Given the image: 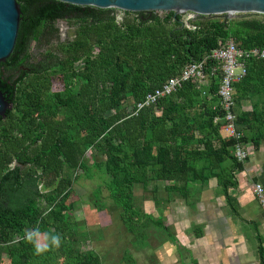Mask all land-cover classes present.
Instances as JSON below:
<instances>
[{
	"label": "trees",
	"instance_id": "trees-1",
	"mask_svg": "<svg viewBox=\"0 0 264 264\" xmlns=\"http://www.w3.org/2000/svg\"><path fill=\"white\" fill-rule=\"evenodd\" d=\"M17 1L21 6L17 41L0 63L1 89L14 104L5 117L0 116V251L9 253L12 264H47L46 256L48 264H56L57 248L48 244V252L34 256L35 243L27 239L29 231L41 234L51 226L57 231L53 235H59L64 264H101L95 254L74 249L63 228L69 209L64 200L77 177H65V168H85L88 177L93 176L92 167L102 168L101 162L89 165L83 160L89 150L106 156L105 183L132 231L134 218L145 216L135 205L137 183L174 181L175 190L188 198L194 183L206 184L216 176L233 203L228 190L239 186L235 171L243 170L244 163L232 154L236 140L221 134L225 121L217 94L219 76L210 86L185 82L138 114L123 112L120 101L130 86L133 110L149 91L178 75L187 63L201 60L219 40L233 38L244 49L264 48L263 18L254 13L227 21L202 17L191 29L181 27L174 11L163 18L118 21L110 9L59 0ZM65 18H75L73 39L59 42L57 50L30 63L32 41ZM170 21L176 29H168ZM77 63L83 67L76 68ZM3 68L20 74L6 76ZM57 74L64 81L59 91L52 86ZM234 86L238 128L244 132L243 140H251L258 149L264 139V59H248L247 75ZM245 101L250 109L243 108ZM112 109L115 113L108 115ZM226 158L232 161L230 167L215 174ZM42 176L56 183L45 193L38 189ZM17 235L22 238L15 241ZM257 238L264 264V240L258 229Z\"/></svg>",
	"mask_w": 264,
	"mask_h": 264
},
{
	"label": "rangeland",
	"instance_id": "rangeland-1",
	"mask_svg": "<svg viewBox=\"0 0 264 264\" xmlns=\"http://www.w3.org/2000/svg\"><path fill=\"white\" fill-rule=\"evenodd\" d=\"M109 9L118 20L139 17L141 13H144L145 17L150 15L163 18L169 12L156 10L146 15L145 12ZM245 14L248 13H232L231 18ZM251 15L264 19L262 13ZM206 17L225 19L224 14ZM72 19H58L54 23L56 32L54 28L48 26L44 36L32 41L29 49L30 63L39 62L46 56L47 51L57 50L56 45L59 42L73 39L76 25ZM167 27L171 30L177 28L171 21ZM75 67L81 69L83 64L77 63ZM1 70L2 68L0 72ZM3 70L6 76L13 75L14 78L20 74L16 70L7 71L4 68ZM52 86L55 91L64 88L60 74L53 76ZM210 98L211 96L208 97ZM134 103L135 98L129 86L122 94L121 110L131 113ZM247 104L250 102L245 101L244 105ZM113 113L114 109L107 112L108 115ZM212 141L218 148L217 139L212 137ZM243 141L251 151L255 150V153L251 154L255 157L259 149L255 148L251 140ZM261 146H264V139ZM250 156L242 161L243 170L235 171L239 186L235 190L232 188L228 190L234 199L232 204L228 202L216 176L210 178L206 184L194 183L193 194L188 198L175 190L174 181L151 180L147 186L135 184V205L145 216L134 218L135 229L132 231L123 207L112 199L105 183L109 177L105 170L106 156L96 150H89L83 160L89 165L94 161L102 164V168L92 167L93 176L88 177V170L85 168H65V177H77L64 200V205L69 207L65 211L68 218L66 226L63 227L66 228L64 232L71 239L74 249L95 254L101 264H260L257 229L264 240V220L262 215L253 211L252 206L253 204L257 206L258 201L252 192L254 183L264 182V164H259L261 161L256 162L258 165L253 167L256 174H250L248 171ZM231 163L232 161L226 158L213 172L218 175L223 167L229 168ZM16 164L14 161L11 166L14 167ZM33 172H36V175L40 174L39 169L36 171L34 168ZM42 178L38 183L41 192L45 193L56 186L55 179L51 180L44 176ZM47 184L49 186H46ZM245 194L250 197L248 200L244 199ZM251 220H254L255 224L251 223ZM56 232V228L51 226L48 231L40 234L39 242L42 245L50 244V236ZM21 238L22 235H17L15 241ZM54 248H57L56 264H64L65 257L58 251L59 247ZM42 253H37L36 248L33 252L34 256ZM46 261L48 264V256ZM0 264H12L8 252L0 251Z\"/></svg>",
	"mask_w": 264,
	"mask_h": 264
},
{
	"label": "built area",
	"instance_id": "built-area-1",
	"mask_svg": "<svg viewBox=\"0 0 264 264\" xmlns=\"http://www.w3.org/2000/svg\"><path fill=\"white\" fill-rule=\"evenodd\" d=\"M179 16L184 26L196 29L198 25L196 22L207 15L192 11H180ZM250 58L264 59V48L244 49L239 47L233 38L219 40L218 45L208 51L201 60L187 63L178 75L169 77L161 85L149 91L142 100L136 103L132 114H138L145 107L157 105L162 98L171 95L185 82L193 81L199 85L210 86L214 77L219 76L217 94L222 110H224L223 119L225 121L222 134L225 138L236 140L234 156L239 161H245L251 150L243 141V130L238 128L234 84L247 75V61ZM253 192L264 209V184L254 183Z\"/></svg>",
	"mask_w": 264,
	"mask_h": 264
},
{
	"label": "water",
	"instance_id": "water-1",
	"mask_svg": "<svg viewBox=\"0 0 264 264\" xmlns=\"http://www.w3.org/2000/svg\"><path fill=\"white\" fill-rule=\"evenodd\" d=\"M80 6H94L102 9L118 8L125 11L145 12L174 11L177 21L180 11H192L203 15L224 14L225 20L232 13H262L264 0H59ZM21 19V6L17 0H0V63L5 62L14 50ZM11 102L1 89L0 116L5 117L13 109Z\"/></svg>",
	"mask_w": 264,
	"mask_h": 264
},
{
	"label": "crops",
	"instance_id": "crops-1",
	"mask_svg": "<svg viewBox=\"0 0 264 264\" xmlns=\"http://www.w3.org/2000/svg\"><path fill=\"white\" fill-rule=\"evenodd\" d=\"M250 104H247V105H244V106H246L247 108H245V109H250L251 108V105L249 106ZM255 146V145H254ZM256 148V147H255ZM259 150L256 152V156L254 157V156H252L251 154L252 153H255V150H252L251 152H250V159H249V162H248V171H249V173L251 174V173H254V174H256L255 173V170H254V166H256V165H258L256 162H259V161H261V162H259V164H264V146H261L260 145V147L258 148ZM260 166V165H259ZM250 167H252V168H250ZM260 170L263 172V169H262V167L260 166ZM245 172V171H244ZM256 182V181H255ZM258 182H261V183H263L264 184V182L263 181H258ZM233 190H235L236 188H232ZM253 193V196L255 197V194H254V192H252ZM250 197L248 196V194H245L244 195V199L245 200H248ZM255 199H256V197H255ZM257 200V199H256ZM258 201V200H257ZM253 211L255 212L256 211V213H258V214H260V215H262L263 216V220H264V209L261 207V205H260V203H259V201H258V204H257V206L256 205H254L253 204Z\"/></svg>",
	"mask_w": 264,
	"mask_h": 264
},
{
	"label": "clouds",
	"instance_id": "clouds-1",
	"mask_svg": "<svg viewBox=\"0 0 264 264\" xmlns=\"http://www.w3.org/2000/svg\"><path fill=\"white\" fill-rule=\"evenodd\" d=\"M40 232L38 230H31L27 233V239L29 242L35 243L37 253L44 252L48 250V244H41L39 242ZM50 245L59 247L60 246V238L59 235H51L50 236Z\"/></svg>",
	"mask_w": 264,
	"mask_h": 264
},
{
	"label": "flooded vegetation",
	"instance_id": "flooded-vegetation-1",
	"mask_svg": "<svg viewBox=\"0 0 264 264\" xmlns=\"http://www.w3.org/2000/svg\"><path fill=\"white\" fill-rule=\"evenodd\" d=\"M145 14L148 15V13H145ZM139 16H141L142 19H146V18L148 19L149 17H151L150 15H148L147 17H145V16H144V13H141V15H139ZM179 19L181 20V18H179ZM181 21H182V20H181ZM179 23H180V22H179ZM180 24H181V23H180ZM181 27H182V25H181Z\"/></svg>",
	"mask_w": 264,
	"mask_h": 264
}]
</instances>
